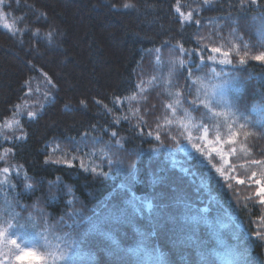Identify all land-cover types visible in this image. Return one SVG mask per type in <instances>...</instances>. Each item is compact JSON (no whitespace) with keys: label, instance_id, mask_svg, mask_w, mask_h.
I'll return each mask as SVG.
<instances>
[{"label":"trees","instance_id":"16d2710c","mask_svg":"<svg viewBox=\"0 0 264 264\" xmlns=\"http://www.w3.org/2000/svg\"><path fill=\"white\" fill-rule=\"evenodd\" d=\"M228 1L209 0V4H203L204 0H2L0 11L5 15L0 19V125L13 115L14 106L20 105L25 98V81L46 72L55 85L52 97L43 107L31 108L30 112L36 114L34 117L28 116L29 111L22 115L21 131L8 134L2 129L12 138L5 143L12 151L0 160V170L13 164L22 168L23 174L11 175L21 199L28 203L32 198H41L46 210L53 211L52 218L65 215L69 200H74L75 207L82 208L87 215L95 216L94 205L104 210L126 207L133 193L154 205L187 199L198 207L208 205L210 217L217 210L227 214L225 222L230 223V227L223 230L222 237L228 247L234 245L236 256H239L237 264H264V240L258 236L264 235L261 208L245 209L234 204L240 193L236 178L230 173L235 186L233 191L202 156H193L194 162L185 158L173 162L160 152L158 157L148 154L153 152L148 149L152 140L141 135L138 126L139 118L143 117L155 127L146 108V99L143 101L147 95L150 99L156 94L157 107L162 111L160 118L166 117L164 107L171 102L165 89L155 87L159 82H141L144 73L139 75L138 67L141 65L142 72L149 69L150 75L156 59L154 52L159 48L173 49L178 54L179 45L189 50L196 48L201 24L186 22L180 14L191 8L196 11L193 19L199 20L204 12L206 19L202 20H211L232 12ZM126 2L134 7L124 8ZM7 4L11 7H5ZM234 4L235 15L241 11L260 18V13L264 12L254 5L241 9L240 0H234ZM258 4H264V0H258ZM5 22H14L20 31L13 34L4 26ZM211 29L207 27L205 33L214 34ZM49 32L51 39L46 35ZM255 42L256 38L252 44L254 52H258L261 48ZM208 43L211 42L203 40L201 46ZM181 56L188 59L187 54ZM231 71L240 78L243 76L249 84L241 93L248 94L249 104L245 108L248 111L252 101L264 92V62L248 59L246 64H239ZM184 83L185 80L181 85ZM140 85L143 86L141 91ZM137 94L140 95L132 99ZM117 97L120 99L114 103ZM119 103L122 112L117 110ZM113 132L123 138V152L129 153L133 164L138 157V166L124 165V174L113 170L115 177L112 179V175H94L72 157L70 159L76 161L69 165L45 162L46 158L52 161L60 158L57 151H50L54 141L83 135L106 141L111 139ZM21 136L23 139H19ZM253 142L264 152V135L254 138ZM247 146L253 149L252 143L247 142ZM256 159L264 160V156L259 154ZM215 162L222 163L219 158ZM255 168L261 175L264 173V165ZM127 169L131 171L129 176L125 174ZM49 182L54 183L50 185ZM28 184L32 187H27ZM122 184L124 188L120 187ZM128 210L131 213L130 207ZM148 218L145 209L143 214L135 215L131 223L112 229L122 249L138 245L141 237L137 229L150 232ZM155 232L145 244L151 247L153 257L157 252L160 254L163 264H201L199 253L212 252L213 245L223 256V259L210 257L214 264L226 261L224 254L229 249L213 242L205 226H201L198 235L206 243L199 248L193 246L191 253L175 243L178 228L169 225L167 235H162L163 227ZM90 240L91 243L81 245V251L94 257L95 264H121V260L125 264L140 262L141 254L139 257L121 256L113 249L111 241L98 233H91Z\"/></svg>","mask_w":264,"mask_h":264},{"label":"snow or ice","instance_id":"6c2138e0","mask_svg":"<svg viewBox=\"0 0 264 264\" xmlns=\"http://www.w3.org/2000/svg\"><path fill=\"white\" fill-rule=\"evenodd\" d=\"M2 2V0H0ZM209 0H204V3H208ZM246 5H254L258 8L264 9V4H258V0H240V8L243 9ZM5 7H11L10 4ZM115 7V6H114ZM124 8H132L133 4L126 2L123 4ZM179 5H177V12H179ZM4 12L0 11V19H4ZM181 18L186 22H190L193 25H199L200 21L193 19V13L189 12L187 16L181 14ZM6 28L11 29L13 34L19 29L15 28V23L8 24L5 22ZM259 28L264 31V12L260 13ZM38 31V30H37ZM49 39L52 38V33L46 34ZM205 37L198 36L196 39V48L191 50L185 49L182 45L177 46V52H183L192 56L191 61L180 60L175 69L169 68V73L173 79L178 75L183 76L185 83L184 89V103L188 108H191L193 112L200 113L202 117H207L209 114L213 118H223V124L216 125L215 134L213 135V128L206 122L200 123L198 126L193 125L199 135L194 136L192 131L189 130V125L184 122L183 118L177 121V126L173 128L174 121L167 119L166 117L157 118L153 128L143 117L139 118V125L141 128L140 134L148 137L155 138L159 142V145L165 143V140H170L172 146L180 148L182 151H187L184 147V141L190 144L191 148L195 152L200 153L202 157L207 161L215 172L225 181L230 190H235V186L232 183L233 176L230 174L231 165L228 162L227 157L236 152V148L232 147L237 140L243 136L245 140L251 136L264 135V133H255L247 130V123H240L241 120L247 121V117L243 114H237V110H233L231 101L221 90L222 85L228 81L226 79L218 80L217 78L225 77L228 75L223 69L217 70L216 66H209L206 61H213L214 65H228L233 64L234 59L238 64H246L248 62V53L245 51L243 55L240 54L239 48L236 49L235 58H229L230 52H223L224 59L216 60L213 55H208L204 65L197 63V60H205L203 53L208 51L209 44H202ZM168 43V42H165ZM243 47L247 49V44ZM159 51V50H157ZM200 53L197 56V53ZM211 53L221 54V48L211 47ZM250 59L264 62V52H260L257 55L251 56ZM205 69H207L205 71ZM199 70L203 73L202 76L196 78L193 83H188L193 76L196 75V71ZM47 78V83L55 87L52 84L51 78L45 72L43 74ZM235 79L236 77H231ZM207 81V82H206ZM26 84L29 81H25ZM200 85V87H197ZM31 91V89H29ZM203 96V99L200 97ZM119 97L114 100L119 101ZM135 99V97H132ZM83 104L84 101H81ZM19 105L14 106V109H19ZM168 108L175 113L177 109L172 105H168ZM219 109V110H218ZM17 114L13 112V116ZM36 114L29 112V117H34ZM127 119V117H124ZM163 119L162 124L160 120ZM119 123V120H117ZM13 124L19 125V121L6 120L4 127L11 128ZM219 127H226L228 129L227 135H221ZM145 129H151L145 131ZM175 131V134H173ZM163 137V139H162ZM12 139L11 137H5V140ZM23 139V137H19ZM122 137H119L116 132L111 134V139L107 145L108 151L101 150L102 159L106 161V164L111 171L114 164H120V161L116 157V152L122 147ZM157 145V146H159ZM116 148V151L112 149ZM247 150V149H246ZM5 154L10 153L11 149H5ZM88 155V154H86ZM264 155V152H262ZM219 158L222 163H216ZM4 157H0L3 160ZM46 163L61 164L69 163L66 159H58L52 161L50 158H46ZM255 166L264 165V160L253 161ZM19 167V166H18ZM80 167L85 171H90L94 175L107 176L109 172L103 170L104 164H95L93 167H86L81 163ZM130 167H132L130 165ZM12 168L4 167L0 170V174L4 177V183H9L11 177L9 173ZM19 173H17L18 175ZM257 172L253 171L251 179L253 185L256 186V195L259 198V203L264 204V179H257ZM25 180L28 177L25 175ZM60 179L59 177L57 178ZM50 185L54 182H49ZM244 180L236 178V184H244ZM27 187L31 188L32 185L28 184ZM124 188L125 185H120ZM71 194V188L68 189ZM17 207H20V211L9 213L7 211H0V264H24L25 260H28L29 264H95L94 257H90L87 253L81 251V245L91 243L90 234L99 233L107 240L111 241L112 247L115 251L124 252L125 254L131 253L137 255L141 252L144 253V257L140 258V264H145L146 259H154L156 264H163L160 254L157 252L153 257L145 247L149 236L155 235V231L141 232L139 229V235L141 237L138 246L136 248L122 249L120 242L112 235V229L123 223H131L135 215H141L146 209L149 214L150 227L152 229H160L163 227L164 232L162 235H167V229L169 225L178 228L180 235L175 241L177 245H192L199 248L205 244L206 241L202 240L198 235L201 226H205L210 230L211 235L215 238L216 243L227 248L225 240L222 238V232L225 229H229L230 223L225 222V214H221L217 210L214 217H210V208L208 205L204 207H197L194 203L187 199H177L168 204L154 205L150 200H144L137 197L134 193L126 201V207L109 208L105 212L97 213L95 216H89L82 208L75 207L74 200L68 201V208L65 215L60 218L56 223V228L62 232V235H58L55 231H50L47 218L41 217V223L37 224L35 218L31 212L27 211L29 206H20V202L17 199ZM131 208V213L129 212ZM26 213V214H25ZM66 217V218H65ZM231 219V218H229ZM29 229L33 235L29 237L28 241H22L20 230ZM67 229V230H65ZM261 240H264V235H259ZM55 241V242H53ZM42 242V243H41ZM43 248L44 250H39ZM112 252H109L111 255ZM234 249H229L226 255H234ZM201 264H214V261L210 257L215 256L223 259L221 253L213 250L210 253H199ZM121 264H125L121 260Z\"/></svg>","mask_w":264,"mask_h":264},{"label":"rangeland","instance_id":"374dc122","mask_svg":"<svg viewBox=\"0 0 264 264\" xmlns=\"http://www.w3.org/2000/svg\"><path fill=\"white\" fill-rule=\"evenodd\" d=\"M203 4H206L202 2ZM228 6L231 8L230 13L228 14H222L220 16L214 17V19L209 20H202L203 18L206 19L204 16V12L201 13V16L199 18L200 24H201V30L200 36L205 37L204 40H207L209 45L211 47H219L221 48V54L211 53L210 52V46L208 51H205L203 53L205 60L208 55H213L216 57V60L219 61L220 59H224L223 52H230L229 58H235L236 56V49L239 48L240 54L243 55L246 51L248 53V57L250 59L251 56L257 55L260 52H264V31H261L259 28V20L260 18L255 16H248V13H242L240 11L239 15H235L233 10L235 7L234 0H229ZM209 4V3H207ZM223 6V4H222ZM189 12H192L193 14L196 11L189 10L185 13H182L184 16H187ZM181 15V14H180ZM184 20V19H183ZM207 27H212L211 31L214 32V34L209 35L208 33H205V29ZM214 35V38H213ZM255 45L257 47H260L261 50L259 52H254L252 47V42L255 40ZM218 40V43H213L212 40ZM240 44V42H242ZM252 41V42H251ZM247 44V49L243 48V45ZM159 50V51H157ZM186 53L180 52V54L175 53L173 49H164L159 48L156 49L154 52V56L156 59L153 61L152 67L153 71L149 75L150 70H145L142 72L140 69L141 65L138 67L139 75H142L144 73V80L141 82H159L161 85L160 87L164 88L167 93L168 97L171 101L174 103L172 104L177 109V112H172L170 108H166V118L173 120V128L177 126V121H179L181 118L178 115H182L183 120L185 123L189 125V130L192 131V134L194 136L199 135V133L196 131L195 127H192L193 125L198 126L202 122H206L210 127L213 128V135L215 134L216 125L223 124V118H213L211 114H209L207 117H202L200 113L193 112L191 108H188L187 104L184 103L183 97H184V91L183 86L181 85L184 81V77L178 75L175 79L172 78V76L169 73V68L175 69L178 65L180 60L185 61H191L192 56L188 55V59H182L181 55H184ZM197 56L200 55L198 52L196 54ZM205 60H197L196 62H199L202 66L204 65ZM164 63H167L165 65ZM207 64H210V66H216L217 70L223 69L226 73H228L225 77L217 78L218 80L226 79L228 82L224 85H222L221 90L225 93V95L229 98L231 101V105L233 110H237L235 106L236 104L237 108L240 111H243L242 113L237 110V114H243V116L247 117V121L241 120L240 123H247V130L250 132L256 131V127L258 126L262 130H258V133H264V104H260V101L264 102V92L260 93L258 99L253 100L251 104H253V109L249 113L245 111V108L249 104V97L247 93L241 94L244 89L246 90L249 86L247 81L244 80V77L240 78V76L236 75L234 72L231 71V69H235V66H239L238 63H236L234 59L233 64L228 65H213V61L208 62ZM196 71V75L193 76L190 80V83H193L197 77L202 76L203 73L199 70ZM228 71H231L228 72ZM44 73L41 72L39 75L31 78L29 80V83L26 84V96L22 100L21 104L19 105V109H16L17 114L15 116H11L8 120H14L19 121V125L13 124V127L7 128L4 127V124L0 125V149H1V157L7 156L9 153L5 154V149H9L5 143V137H7L8 134H16L17 131H21L22 127V118L23 114L30 112L31 108L33 106H44L45 103L49 100L50 97L53 95L54 87L52 85L47 83V78L43 75ZM231 77H236L235 79H232ZM242 79V80H241ZM241 81H244L243 85L241 84ZM207 82V81H206ZM53 84V83H52ZM197 87H200V85H197ZM143 88L142 85L139 86V90L141 91ZM31 89V91H29ZM180 90V97L177 94ZM241 92V93H240ZM154 94V93H152ZM156 94H154V97L148 98V95L144 98V102L146 99V108L149 109L150 117L153 120V125H155L154 121L157 118L161 117L162 111L158 109L156 104ZM235 96L234 101L232 102V97ZM203 99V96L200 97ZM43 104V105H42ZM41 108V107H40ZM117 110L123 111L122 104H118ZM219 110V109H218ZM134 114V113H133ZM132 114V116H133ZM136 114V112H135ZM178 114V115H177ZM160 122L163 124L164 121L160 120ZM250 126L252 128H250ZM3 130L6 131L4 133ZM151 129H145V131H148ZM219 131L221 135L226 136L228 129L226 127H219ZM173 134H175V131H173ZM259 135L251 136L245 140L243 136H241L237 142L232 145V147L236 148V152L232 155L228 156V162L231 165L230 173L235 177L239 178L240 180H244L245 183L240 185L239 184V194L238 197L233 201L234 204L244 206L245 209L252 208L254 206H258L261 208V214L262 218H264V204L259 203V198L256 195V186L253 185L251 174L253 171H256L255 165L253 164V161H257L256 156L259 154H262V150L259 148H256L254 145V138L258 137ZM148 137V136H146ZM150 140H152V144L148 146V149L153 152H147L148 154L158 157V152L163 154L167 160L177 162L180 159L185 158L188 161H195L193 156H201L200 153L195 152L190 146V144L187 143V141H184V147L187 148V151H182L180 148L172 146V143L170 140H165L167 145L164 143L162 145H159V142L155 140L153 137H148ZM110 141V140H109ZM109 141L105 142L100 137H94L90 136L87 138L86 136H83L81 139H68V140H62L54 141L51 143V149L57 150V155L60 157L59 159H66L68 155H70L72 158L77 159L84 163L86 167H93L95 164H104L103 170L105 172H109L107 176H110V178H114L112 171L118 170V167L114 164L111 168V171H109V168L106 164V161L102 159V152L108 151L107 149L102 148L104 143H109ZM247 142H250L253 144V149H250L247 146ZM159 145V146H157ZM107 147V146H106ZM105 147V148H106ZM247 149V150H246ZM116 151V150H113ZM88 154V155H86ZM118 154V152H116ZM65 156V158H63ZM264 156V155H263ZM118 156L116 155V157ZM58 160V159H56ZM67 160V159H66ZM137 162V159L136 161ZM66 164V163H65ZM11 167L12 171L9 173V176L11 175H17L23 174L22 168L16 164L8 165L6 167ZM257 179H264V173L261 175L257 172ZM4 177L2 174H0V211H7L9 213L20 211V207H17L16 201L17 199L20 202V206H29L27 208L28 212H31L33 217L35 218L36 223L41 221V217L49 218L51 214H53V211L46 210V206L42 204L41 198H32L28 201V203L24 202L21 199V196L18 195L17 191V185L15 183V180L10 181L11 187L9 186V183H4ZM250 195H252V198H250ZM93 209L95 210L94 213H101L105 212L107 210L104 209H97L96 205H94ZM26 214V213H25ZM216 215V214H215ZM214 215V216H215ZM91 216V215H90ZM213 216V217H214ZM147 223H150L149 218L147 219ZM38 224V223H37ZM122 227H124L125 223L119 224ZM48 226L50 228V231H55L56 229V223H48ZM150 227V224L147 225ZM174 228H171V231H173ZM264 230V225L261 227V231ZM150 231H155V229H152ZM56 232V231H55ZM58 235H62V232H56ZM99 234V233H98ZM176 234L179 236L180 233L176 232ZM21 240L22 241H28L29 237L33 235V233L29 229H22L20 230ZM210 238L213 240V242L216 240L215 238L210 235ZM223 238V237H222ZM119 240V239H118ZM55 242V241H53ZM42 243V242H41ZM138 246V245H137ZM136 246V247H137ZM135 247V248H136ZM144 247L152 253L151 247L147 244L144 245ZM214 250V245L210 248ZM227 249H234L235 253V247L234 245H231L230 247L227 246ZM39 250L43 251V248H40ZM182 250L185 252H193V246L192 245H183ZM131 253L124 254V252H120L121 256H127ZM144 257V253H140ZM117 256L114 257V259ZM140 257V258H141ZM226 261L218 262V264H237L236 260H239V256H236V253L234 255H227L225 256ZM149 260V259H148ZM24 264H29L28 260H25ZM217 264V263H216Z\"/></svg>","mask_w":264,"mask_h":264},{"label":"bare ground","instance_id":"6f19581e","mask_svg":"<svg viewBox=\"0 0 264 264\" xmlns=\"http://www.w3.org/2000/svg\"><path fill=\"white\" fill-rule=\"evenodd\" d=\"M237 75V74H236Z\"/></svg>","mask_w":264,"mask_h":264}]
</instances>
